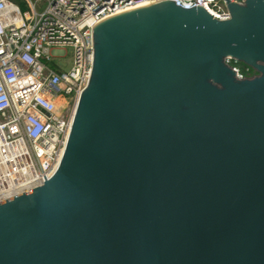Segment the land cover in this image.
<instances>
[{
  "label": "water",
  "instance_id": "water-1",
  "mask_svg": "<svg viewBox=\"0 0 264 264\" xmlns=\"http://www.w3.org/2000/svg\"><path fill=\"white\" fill-rule=\"evenodd\" d=\"M224 1L94 26L57 168L0 202V264H264V0Z\"/></svg>",
  "mask_w": 264,
  "mask_h": 264
},
{
  "label": "built area",
  "instance_id": "built-area-1",
  "mask_svg": "<svg viewBox=\"0 0 264 264\" xmlns=\"http://www.w3.org/2000/svg\"><path fill=\"white\" fill-rule=\"evenodd\" d=\"M26 1L29 9L22 11L0 0V202L57 168L88 83L94 26L118 11L165 0H42L40 11V0ZM167 1L183 9L201 7L216 20L229 18L224 0ZM57 49L69 54V63L51 54ZM230 67L237 79L252 77Z\"/></svg>",
  "mask_w": 264,
  "mask_h": 264
},
{
  "label": "trees",
  "instance_id": "trees-1",
  "mask_svg": "<svg viewBox=\"0 0 264 264\" xmlns=\"http://www.w3.org/2000/svg\"><path fill=\"white\" fill-rule=\"evenodd\" d=\"M16 4H18L20 6V9L25 11L26 8V3L24 0H10ZM228 65L238 68L239 72H241L242 74H244L245 76H253L256 73L249 67H247L246 65L240 63V62H236L234 60H228Z\"/></svg>",
  "mask_w": 264,
  "mask_h": 264
},
{
  "label": "rangeland",
  "instance_id": "rangeland-1",
  "mask_svg": "<svg viewBox=\"0 0 264 264\" xmlns=\"http://www.w3.org/2000/svg\"><path fill=\"white\" fill-rule=\"evenodd\" d=\"M9 1H10V0H9ZM24 1H25V3H26V8H25V10H28V9H29L28 2H27L26 0H24ZM30 1H31V2H35V0H30ZM10 2H12V1H10ZM12 3H14V2H12ZM14 4H16V3H14ZM45 4H46V2H45V1H42V0H40V1H38V2H35L36 10L40 11V10L45 6ZM16 5H17V6L19 7V9H20V6H19L18 4H16ZM22 11H23V10H22ZM66 51L69 52L68 49H66ZM51 54H52V55H56V56H65L64 60H65L66 62H68V63H69V61H70V56H69V54H68V53H65V50H63V49L52 50ZM67 54H68V55H67Z\"/></svg>",
  "mask_w": 264,
  "mask_h": 264
},
{
  "label": "bare ground",
  "instance_id": "bare-ground-1",
  "mask_svg": "<svg viewBox=\"0 0 264 264\" xmlns=\"http://www.w3.org/2000/svg\"><path fill=\"white\" fill-rule=\"evenodd\" d=\"M148 4H150V3H142V4H139V5L133 6V7H129V8L124 9V10H122V11H118V12L116 13V15H117V14H120V13H123V12H126V11H129V10H133V9H136V8H140V7H142V6H146V5H148Z\"/></svg>",
  "mask_w": 264,
  "mask_h": 264
}]
</instances>
